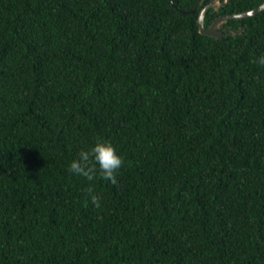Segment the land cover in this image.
Segmentation results:
<instances>
[{
  "label": "trees",
  "instance_id": "obj_1",
  "mask_svg": "<svg viewBox=\"0 0 264 264\" xmlns=\"http://www.w3.org/2000/svg\"><path fill=\"white\" fill-rule=\"evenodd\" d=\"M208 1L0 0V264H264V9Z\"/></svg>",
  "mask_w": 264,
  "mask_h": 264
},
{
  "label": "clouds",
  "instance_id": "obj_2",
  "mask_svg": "<svg viewBox=\"0 0 264 264\" xmlns=\"http://www.w3.org/2000/svg\"><path fill=\"white\" fill-rule=\"evenodd\" d=\"M258 63L264 65V56L258 58ZM124 165L123 158L117 154L116 148L110 142L97 141L88 150H81L78 159H74L68 171L87 181H94L97 178L117 184V175ZM91 202L100 207V198L94 193L92 187L86 190Z\"/></svg>",
  "mask_w": 264,
  "mask_h": 264
},
{
  "label": "water",
  "instance_id": "obj_3",
  "mask_svg": "<svg viewBox=\"0 0 264 264\" xmlns=\"http://www.w3.org/2000/svg\"><path fill=\"white\" fill-rule=\"evenodd\" d=\"M227 1L228 0H224L222 3H219L218 0H209L207 4L203 8L200 9L198 16L196 18V24L198 27V32L200 34L210 36L215 39H221L222 37L221 32L217 30L219 23H221L225 19H239V18L249 17L264 9V1H263L258 6L250 10L244 11V12H240L237 14L217 16L211 21V23L209 24L207 28H203L202 16H203L204 9L211 5L226 4Z\"/></svg>",
  "mask_w": 264,
  "mask_h": 264
}]
</instances>
